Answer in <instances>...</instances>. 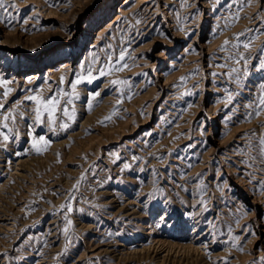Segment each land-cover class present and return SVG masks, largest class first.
<instances>
[{"label": "rangeland", "instance_id": "374dc122", "mask_svg": "<svg viewBox=\"0 0 264 264\" xmlns=\"http://www.w3.org/2000/svg\"><path fill=\"white\" fill-rule=\"evenodd\" d=\"M5 8L6 108L61 77L67 91L89 67L97 78L78 86L76 120L57 121L68 129H31L50 141L43 154L31 109L13 105L24 114L0 140V264H264V0ZM121 52L127 67L99 77Z\"/></svg>", "mask_w": 264, "mask_h": 264}, {"label": "snow or ice", "instance_id": "6c2138e0", "mask_svg": "<svg viewBox=\"0 0 264 264\" xmlns=\"http://www.w3.org/2000/svg\"><path fill=\"white\" fill-rule=\"evenodd\" d=\"M247 2V0H246ZM6 0H0V9L7 10L5 8ZM14 7V5L12 6ZM238 16V14H237ZM239 40V37H236ZM227 44V42H226ZM247 49L250 47L248 43H243L242 45H236L235 47H240ZM231 59V57H230ZM125 54L123 52L120 53L117 63H111V56L108 57V61L100 68L98 72L99 77H105L110 75L113 71H121L127 67V64L124 63ZM95 63V61L93 62ZM239 63V60H237ZM119 65V67L117 66ZM220 67H227V65H218ZM94 68L89 67L85 70L86 74L83 72H78L74 74V79L69 86V90H65L63 85L65 83V78L61 77L60 84L57 85L56 91L47 98L41 95L42 89L38 90H26L22 98H18L13 101V105H20L24 111H27L29 108L31 109L32 116L34 119L29 123V130L31 135V148L37 154H43V152L50 146V141L46 139L44 136H37L35 134H31V129L35 125H45L50 128L53 132L56 131L57 127L61 129H68L69 123L61 122L59 125L57 124L58 120L63 121L66 118L68 121L74 122L77 118L74 101L80 100V95L78 91V86L84 83L85 81L91 83L97 77L93 76ZM232 72H236V69H232ZM31 82V81H29ZM12 83L11 79H4L0 77V88L3 89V92L0 93V101L4 98H7L12 92L13 89L9 87ZM111 84L113 86L119 85H127V81L123 80H112ZM32 94L29 95L28 93ZM99 96V92H96L91 95L90 101L87 103L86 107L88 111H91L93 108V104L91 101H94L96 97ZM229 100H231V96L229 95ZM13 105H9L7 108L5 107L3 102H0V140L3 143H9L10 138L14 140L16 135L18 134V126L16 124L17 116L23 118V111H17ZM63 105V106H62ZM258 105L260 111H264V98H260L258 100ZM253 109H256V105L252 106ZM109 120L111 117L108 118ZM264 144V141H261ZM127 167V165H125ZM192 167V165H189ZM72 199H74L73 194H69ZM66 209L68 213L73 211V207L71 202L66 205ZM67 227L64 228V233H68L69 227L72 226V221L67 219Z\"/></svg>", "mask_w": 264, "mask_h": 264}]
</instances>
